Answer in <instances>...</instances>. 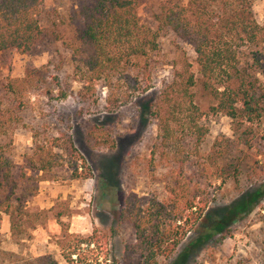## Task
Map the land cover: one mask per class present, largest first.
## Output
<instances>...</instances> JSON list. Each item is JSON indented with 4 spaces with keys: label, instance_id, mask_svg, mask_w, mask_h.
<instances>
[{
    "label": "trees",
    "instance_id": "16d2710c",
    "mask_svg": "<svg viewBox=\"0 0 264 264\" xmlns=\"http://www.w3.org/2000/svg\"><path fill=\"white\" fill-rule=\"evenodd\" d=\"M44 1L0 0V52H31L42 37L39 17ZM138 4L139 0H84L78 39L90 51L74 66L71 82L80 83L76 93L67 76L60 75V67L49 63L26 64L22 76L6 77L0 95V227L7 215L12 237L24 233L25 226H35L28 221L25 203L36 194L40 181L53 179L58 169L67 170L70 180L92 177L72 136L51 125L49 114L35 115L31 97L65 100L74 95L87 110L102 101L103 110L112 112L154 88L161 64L155 58L159 37L167 31L191 46L199 79L185 62L171 79L162 81L148 103L156 121L150 162L168 165L169 181L163 200H144L126 192L118 222L131 229V241L124 245L120 264H160L161 258H170L211 200V192L200 181V169H206L204 157L214 164L224 156L229 142L220 149L218 137L207 155L201 153L209 127L202 122L204 113L192 88L200 85L212 100L208 112L228 117L240 139L245 135L244 125L264 116V24L256 21L252 0H159L155 29L140 22ZM17 128L31 134L26 156L31 174L20 170L15 177L11 136ZM253 196L252 205L258 200ZM101 239L95 228L89 235L65 233L59 242L61 256L67 264H104L96 253ZM21 261L57 264L51 253ZM190 264L204 263L193 259Z\"/></svg>",
    "mask_w": 264,
    "mask_h": 264
},
{
    "label": "rangeland",
    "instance_id": "374dc122",
    "mask_svg": "<svg viewBox=\"0 0 264 264\" xmlns=\"http://www.w3.org/2000/svg\"><path fill=\"white\" fill-rule=\"evenodd\" d=\"M83 2L44 1L39 17L42 37L31 52H0V95L6 77L22 76L26 64L38 67L49 63L51 67H60V75H66L71 82L75 77V64H80L90 51L78 39L83 27L79 17ZM158 5L159 0H139L140 22L155 29ZM252 11L256 21L263 25L264 0H252ZM155 58L161 64L154 88L112 112L103 110L102 101L87 110L74 95L65 100L31 97L35 115L49 114L51 125L56 124L72 136L92 177L70 180L67 170L58 169L53 172V179L40 181L36 194L25 203L28 221H33L35 226H25L24 233L16 237L11 235L8 216L3 215L0 251L14 255L0 253V264H12L15 259L16 264H23L22 258L45 253H51L57 264H67L60 253L63 234L89 235L94 228L102 236L96 250L100 259L104 264L111 261L120 264L124 245L131 241V229L118 222L126 192L132 191L144 200L152 197L163 200L169 181L168 165L150 162L156 121L148 103L162 81L171 79L174 70L185 62L199 79L193 49L172 31L159 37ZM71 85L76 93L80 83L72 81ZM192 90L204 113L202 122L209 127L201 153L207 155L218 137L222 142L220 149L229 143L227 152L214 164L204 157L207 158L206 169H200L199 176L211 192V200L176 252L168 259L161 258L160 264H190L193 259L204 264H264V116L244 125L245 135L240 139L228 117L208 112L212 100L200 85ZM11 139L14 176L18 177L20 170L31 174L26 164L30 132L17 128ZM233 167H236L235 172ZM249 191L254 193L251 195ZM246 193L250 196H245ZM253 195L258 200L252 205L249 200L254 201Z\"/></svg>",
    "mask_w": 264,
    "mask_h": 264
}]
</instances>
